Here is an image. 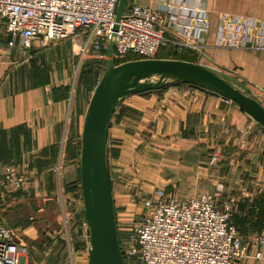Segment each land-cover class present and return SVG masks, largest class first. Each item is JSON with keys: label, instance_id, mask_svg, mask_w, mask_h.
Returning <instances> with one entry per match:
<instances>
[{"label": "crops", "instance_id": "1", "mask_svg": "<svg viewBox=\"0 0 264 264\" xmlns=\"http://www.w3.org/2000/svg\"><path fill=\"white\" fill-rule=\"evenodd\" d=\"M135 1L160 6V0H126L124 11ZM203 4L212 30L204 51L162 48L155 58L193 61L235 78L264 105V50L215 46L222 13L264 18V0H203ZM83 40L68 37L46 46L37 41L28 51L18 40L11 46L0 23V219L16 230L24 222L20 223V211L16 220L11 219L10 212L15 210L10 209L9 197L21 191L11 193L4 183L8 165L16 166L17 172L21 166H38L41 176L53 179L51 172L58 162L65 168L67 190L80 188L82 194V137L100 80L94 87L77 91L53 73L59 63L68 66L63 74H71L72 65L67 61H76L75 49ZM43 59L52 65L44 64ZM134 59L140 58L128 54L119 61ZM105 60L107 65V57ZM110 120L107 146L119 226L116 192L123 183L119 178L123 167L126 174L134 167V176L147 181L150 189L163 188L181 197L213 192L222 184L236 200L235 226L247 245V255L235 264H264V243L248 239L264 231V129L257 120L231 100L177 83L162 92L126 96ZM46 184L45 192L51 194ZM33 191L31 195L37 196V190ZM34 222L26 223L27 234L29 230L37 233ZM87 246L90 248V241ZM86 252L89 263V249Z\"/></svg>", "mask_w": 264, "mask_h": 264}, {"label": "built area", "instance_id": "2", "mask_svg": "<svg viewBox=\"0 0 264 264\" xmlns=\"http://www.w3.org/2000/svg\"><path fill=\"white\" fill-rule=\"evenodd\" d=\"M119 0H0V23L20 47L30 50L55 40L82 37L77 54L105 59L114 42L115 57L155 58L160 49L202 53L212 30L203 0H160L159 7L135 1L117 16ZM215 46L264 50V18L222 13ZM7 168L5 177L10 181ZM17 183V185H19ZM160 199L122 238L126 264H235L247 255L227 209L218 201ZM152 202L147 200V204ZM121 231V229L119 228ZM121 233V232H120ZM254 237V238H253ZM249 237L264 243V232ZM255 242V243H256ZM15 230L0 219V264H21Z\"/></svg>", "mask_w": 264, "mask_h": 264}, {"label": "rangeland", "instance_id": "3", "mask_svg": "<svg viewBox=\"0 0 264 264\" xmlns=\"http://www.w3.org/2000/svg\"><path fill=\"white\" fill-rule=\"evenodd\" d=\"M78 48L77 46L75 49L76 61H67L69 65H72L71 74L69 76L63 74L62 72H66L63 70L67 69L68 66L60 67L59 63L58 66L55 65L56 71L53 73L57 80L64 84H69L71 90L75 88L77 91L78 89H87L89 86L94 87L103 76L106 66L104 58L97 61V57L92 52L82 57L81 54H77ZM43 60V63L48 62L49 65H52L46 59ZM34 64L37 63L34 62ZM227 79L236 87L244 89L243 82L235 78ZM245 91L249 92L248 89ZM214 160L215 157L211 158L210 161L214 162ZM58 165L59 163L57 162L55 171L51 172L53 179L51 177L48 179L46 174L41 176L38 166L25 169L21 166L20 172H17L18 168L11 164L7 167L11 173L10 181L4 182L8 187V191L11 193L21 191V194L9 197L10 209L15 210L10 212L11 219L16 220L19 217L18 211H20L24 220L20 221V223L24 222V225L21 224L22 227H18V230L13 228L24 246L22 248L26 249H22L21 264H89L84 258L87 256V249H89L87 245L90 241V233L83 216L82 194L80 193V188L67 190L66 180L64 179L65 168L63 164L62 166ZM60 167L61 169L59 170ZM123 168L120 170V173H122L119 177L123 183L121 182V186H118L116 196L119 209V228L124 240L132 239L130 232L134 223L139 222L143 214L153 210V206L155 207L153 203L160 199L159 191L164 193L162 199L166 202L174 199L180 202L205 199L218 201L220 208H224L228 204L229 208L227 211L231 214L232 222L236 223L235 215L238 213L237 205L235 204L236 200L227 194L222 184L217 185L213 192L181 197L170 194L163 188L150 189L147 181L140 182L134 176L136 174L134 167L127 174L123 171L125 167ZM19 182L20 184L17 185ZM46 182L48 183V189L52 192L51 194L45 192ZM35 189L39 194L32 196L31 193ZM147 200L152 203L148 205ZM27 219L28 222H26ZM29 222H34L37 233L29 230L27 234L25 225ZM249 237L248 239L251 240L252 238L250 239ZM243 240L246 245L245 239Z\"/></svg>", "mask_w": 264, "mask_h": 264}, {"label": "water", "instance_id": "4", "mask_svg": "<svg viewBox=\"0 0 264 264\" xmlns=\"http://www.w3.org/2000/svg\"><path fill=\"white\" fill-rule=\"evenodd\" d=\"M125 4L126 0H120L118 18ZM106 55V69L95 88L82 137L83 215L90 233L89 264H126L107 146L110 119L116 106L131 94L162 92L169 84L187 83L237 103L264 129V105L226 77L197 62L171 58L117 62L113 41Z\"/></svg>", "mask_w": 264, "mask_h": 264}, {"label": "trees", "instance_id": "5", "mask_svg": "<svg viewBox=\"0 0 264 264\" xmlns=\"http://www.w3.org/2000/svg\"><path fill=\"white\" fill-rule=\"evenodd\" d=\"M122 58H123V57H120V56H119V57H116V61H117V62H120L119 60L122 59ZM177 84H179V85H186L187 83H177ZM188 85H189V84H188Z\"/></svg>", "mask_w": 264, "mask_h": 264}]
</instances>
